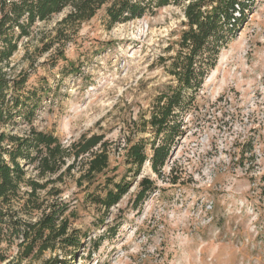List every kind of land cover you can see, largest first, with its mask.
Here are the masks:
<instances>
[{"label":"rangeland","instance_id":"rangeland-1","mask_svg":"<svg viewBox=\"0 0 264 264\" xmlns=\"http://www.w3.org/2000/svg\"><path fill=\"white\" fill-rule=\"evenodd\" d=\"M184 2L112 28L104 7L67 28L60 42L56 29L67 10L37 24L4 69L9 76L27 71L30 86L49 90L33 127L66 146L84 134L101 135L107 175L119 181L128 174L125 148L140 127L133 121L170 81L159 58L185 30ZM198 103L161 175L149 163L138 178L129 173V192L109 211L86 198L96 184L80 187L81 165L54 185L61 192L55 199L69 205L70 230L85 237L78 251L58 246L21 260L14 247L5 264H264V0H256L222 50ZM29 129L22 120L0 135L25 136ZM145 177L156 189L137 203Z\"/></svg>","mask_w":264,"mask_h":264},{"label":"trees","instance_id":"trees-1","mask_svg":"<svg viewBox=\"0 0 264 264\" xmlns=\"http://www.w3.org/2000/svg\"><path fill=\"white\" fill-rule=\"evenodd\" d=\"M171 3L172 0H0V128H15L22 120L30 126L25 136L5 132L0 135V264L10 262L14 247L21 260L58 246L79 250L85 237L70 230L69 205L55 199L61 192L54 186L78 165L82 166L80 187L83 182L88 187L96 184L86 198L105 211L129 192V173L138 178L149 163L161 175L173 149L185 135L187 118L199 109L198 99L205 81L256 0H185V30L177 46L168 48L169 55L159 58L170 81L155 96L147 113L133 121L140 127L133 132L134 139L127 142L128 174L119 181L117 176L107 175L109 150L103 136L84 134L66 146L55 135L35 129V113L49 90L43 85L30 86L31 74L27 71L9 76L4 69L25 41L31 39L37 24L66 10L56 29V42L63 39L67 28L93 19L104 7L112 28L153 15ZM54 45L55 42L47 44L44 53ZM138 134H149L150 138L137 139ZM26 166H33L36 175L28 177ZM155 185L153 180L142 178L137 203L156 189ZM42 193L53 198L52 202Z\"/></svg>","mask_w":264,"mask_h":264}]
</instances>
